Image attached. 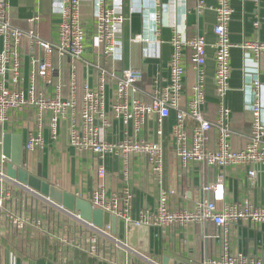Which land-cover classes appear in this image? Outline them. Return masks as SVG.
<instances>
[{"label": "built area", "instance_id": "1", "mask_svg": "<svg viewBox=\"0 0 264 264\" xmlns=\"http://www.w3.org/2000/svg\"><path fill=\"white\" fill-rule=\"evenodd\" d=\"M125 1L129 0L94 2L93 42L104 61L119 53L117 33L126 20L122 10ZM150 1L158 24L161 0ZM174 1L177 4L186 0ZM194 1L195 12L201 13L206 8L205 0ZM251 1L259 6L260 0ZM230 2L215 0V39L211 46L218 102L216 115L210 120L203 111L207 47L203 36L180 37L172 25L168 83L153 91L151 100L145 102L139 89L142 73L137 69H122L111 83L103 68L98 69L92 84L79 83L75 65L70 67L65 87L59 77L54 78L55 69L50 61L53 54L72 62L82 60L86 30L80 19L81 0H58L54 41L42 39L33 30L13 27L9 0H0V206L10 198V191L25 187L7 176L9 161L2 150L3 136L16 135L17 129L11 124L13 116L30 114L34 117V129L22 141L26 155L42 151L46 136L56 144L64 125L68 146L76 156L93 161L92 174L97 181L108 175L106 157L121 162L119 188L107 194L97 186L87 195L74 194L88 201L93 209L113 216L118 224L116 236L109 226L98 228L46 198L63 216L89 229L90 242L102 237L112 243L117 259L111 264H119L118 251L147 263L161 264L153 263L127 243L131 226L147 228L153 243L173 248L167 259L171 264H264V251L259 248L264 242V87L258 79L257 66V60L264 56V42L253 39L241 45L245 71L253 78L246 85L244 101L251 116L249 134L238 145L231 128V111L225 103L233 47L227 32L232 13ZM258 24L254 22L255 27ZM132 41L142 39L136 36ZM185 50L190 52L189 63L196 73L189 97H185L184 87ZM23 54L28 56L27 70ZM172 110L175 119L167 144L175 159L176 183L165 187L163 122ZM150 119L155 120L157 127L152 138H143V129ZM116 130L119 137L107 140V135ZM132 159L145 166L158 188L153 204L148 203V193H139L135 188L129 169ZM61 240L94 254L91 247L83 248L80 242Z\"/></svg>", "mask_w": 264, "mask_h": 264}, {"label": "crops", "instance_id": "2", "mask_svg": "<svg viewBox=\"0 0 264 264\" xmlns=\"http://www.w3.org/2000/svg\"><path fill=\"white\" fill-rule=\"evenodd\" d=\"M95 0H81L80 19L86 30V48L79 62L68 58H59L56 54L50 57L55 69L54 78L67 83L70 67L75 65L78 82L87 81L92 84L98 69L103 68L108 73L111 83L119 76L122 69L132 68L141 71L142 80L139 83L140 96L145 102L151 100L153 91L164 87L169 78V60L172 54L170 39L172 25L176 33L183 38L194 35L203 36L206 40V62L204 66L205 105L203 111L207 119L213 120L216 115L217 96L213 84L215 70L213 27L215 25V0H205L206 8L201 13L194 10L195 1L161 0L158 10L159 21H155V10L150 0H129L122 5L126 18L117 33L119 53L114 59L106 60L101 57L99 48L93 42ZM231 18L227 26L228 38L233 47L230 50L229 88L225 103L231 111V128L235 132L236 144H242L249 134L250 113L245 109V88L251 82L250 75L245 71V53L241 45L247 40L258 39L264 42V0L256 6L251 0H231ZM38 18L32 22L31 19ZM9 20L13 27L28 31L33 30L38 36L47 41L56 39V24L59 20L58 0H9ZM258 21V27L254 22ZM157 24V25H156ZM139 36L142 41L132 40ZM185 97L196 82L195 70L189 63V51H184ZM25 70L28 56L23 54ZM254 63V62H253ZM252 63V64H253ZM258 79L264 87V56L257 60ZM255 64V63H254ZM65 91V88H64ZM109 91V90H108ZM264 100V89L262 93ZM184 98L181 105H184ZM264 120V112L262 113ZM175 111L163 122L164 137L169 140L170 129L174 123ZM34 117L30 114L19 113L11 118V124L17 129L16 135L24 140L26 134L34 129ZM189 121H187L188 123ZM157 127L155 120L150 119L142 132L143 138H152V131ZM119 137L112 131L107 140ZM157 140V138H156ZM64 162L68 169L63 168L59 176L54 175L50 168L57 162ZM91 159L76 156L67 144L65 126L56 144L50 143L46 136V144L42 151L36 154H25L24 167L30 174L58 186L64 191L87 195L93 188L102 187L108 194L119 188L121 162L115 157H106L104 164L108 175L103 181H97L92 174ZM132 179L139 193H148V203L153 204L158 188L148 175L144 165L137 159L129 162ZM174 166L165 165V185L173 187L175 180ZM62 179H58L61 178ZM63 182H60L62 181ZM10 198L0 206V264H111L117 259L111 242L97 237L89 241L92 232L78 226L58 209L51 205L45 197L34 193L28 188H14ZM130 234V233H129ZM126 237L128 243V236ZM62 238L80 242L83 248H92L93 255L84 249H77L62 242ZM124 239V236L121 235ZM137 239L135 249L141 251L153 263L166 264L171 257L173 248L168 244L160 247L151 240L148 232L147 245ZM129 244V243H128ZM132 247V246H131ZM134 248V247H133ZM264 251V242L260 245ZM119 264H152L141 258L118 251Z\"/></svg>", "mask_w": 264, "mask_h": 264}, {"label": "water", "instance_id": "3", "mask_svg": "<svg viewBox=\"0 0 264 264\" xmlns=\"http://www.w3.org/2000/svg\"><path fill=\"white\" fill-rule=\"evenodd\" d=\"M2 150L4 156L9 161L6 173L10 179L16 180L19 184L53 201L63 208L78 213L82 220L98 228L109 226L111 234L113 236L117 235L118 224L113 216L99 209H93L88 201L76 197L73 193L64 191L58 186L50 184L26 171L24 167L25 153L23 151L22 138L20 136L5 134L3 136ZM137 239L144 243V245H147L148 229L131 226L128 236L129 245L134 248L137 247ZM166 262L165 260L164 264H166Z\"/></svg>", "mask_w": 264, "mask_h": 264}, {"label": "rangeland", "instance_id": "4", "mask_svg": "<svg viewBox=\"0 0 264 264\" xmlns=\"http://www.w3.org/2000/svg\"><path fill=\"white\" fill-rule=\"evenodd\" d=\"M166 140L167 139H165V137H164V153H165V158L167 159L168 166L173 167L174 166L175 159H174L173 153L171 151L170 145L167 144V141ZM62 166H63V168L66 167V165L64 164V162H60L59 161L55 165L51 166L52 168H50V170L52 171V173H54V175L59 176L61 174ZM66 169H68V165H67ZM58 179L61 180L62 177L61 178H58ZM60 182H63V180L60 181ZM164 186L166 187V185H164Z\"/></svg>", "mask_w": 264, "mask_h": 264}]
</instances>
